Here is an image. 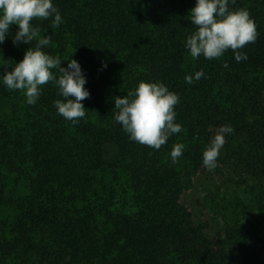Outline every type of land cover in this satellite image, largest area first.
<instances>
[{
  "label": "trees",
  "instance_id": "1",
  "mask_svg": "<svg viewBox=\"0 0 264 264\" xmlns=\"http://www.w3.org/2000/svg\"><path fill=\"white\" fill-rule=\"evenodd\" d=\"M195 2L53 0L65 22L32 21L51 36L44 51L61 67L71 59L81 65L90 98L73 124L57 115L62 97L51 82L34 106L0 83V264H264V214L262 222L231 219L211 239L183 202L206 170L204 150L228 124L234 133L219 157L232 161L238 184L257 183L246 193L264 206V0L230 5L257 25L240 63L231 50L214 60L190 57ZM17 30L0 44V75L35 46H14ZM201 70L204 78L185 83ZM140 81L163 82L181 98L183 131L160 150L130 141L114 122V98ZM178 143L184 154L173 164Z\"/></svg>",
  "mask_w": 264,
  "mask_h": 264
},
{
  "label": "clouds",
  "instance_id": "2",
  "mask_svg": "<svg viewBox=\"0 0 264 264\" xmlns=\"http://www.w3.org/2000/svg\"><path fill=\"white\" fill-rule=\"evenodd\" d=\"M235 2L196 0L195 7L189 13L196 30L185 42V48L193 60L201 56L207 60L219 59L229 50L237 63L248 60L247 53L242 49L257 40V25L247 9L230 7ZM49 19L54 28H59L65 22L53 0H0V44L11 35L13 25L18 26L12 37L14 46L32 45L36 41L35 46L25 52L23 60L12 66V71L4 69L0 83L8 91L23 93L25 103L34 106L43 94V86L51 82L58 87V94L62 97L54 101L57 115L76 124L86 116L82 101L90 98V92L85 88L87 79L76 60L71 59L66 62V68L61 67L65 62L60 57L44 51L54 46L51 36H41L40 28L34 26L32 21ZM204 77L201 70L194 75H185L184 79L186 84L191 85ZM180 102V96L163 82L140 81L135 90L124 98H114V122L130 141L160 150L173 135L183 131V126L176 122L175 109ZM233 133L231 125L218 128L203 152L205 168L211 171L217 167L226 137ZM184 147L179 143L173 146L169 154L173 164L183 156Z\"/></svg>",
  "mask_w": 264,
  "mask_h": 264
},
{
  "label": "rangeland",
  "instance_id": "3",
  "mask_svg": "<svg viewBox=\"0 0 264 264\" xmlns=\"http://www.w3.org/2000/svg\"><path fill=\"white\" fill-rule=\"evenodd\" d=\"M239 179L232 161L218 157L217 167L211 171L206 168L196 177L194 186L183 195V202L192 211L195 222L204 226L211 239L223 235L231 219L262 222L264 206L252 202L253 190L246 193L257 183L244 187L238 184Z\"/></svg>",
  "mask_w": 264,
  "mask_h": 264
}]
</instances>
